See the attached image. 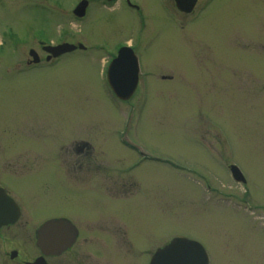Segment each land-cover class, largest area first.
<instances>
[{"label":"rangeland","instance_id":"1","mask_svg":"<svg viewBox=\"0 0 264 264\" xmlns=\"http://www.w3.org/2000/svg\"><path fill=\"white\" fill-rule=\"evenodd\" d=\"M80 1L0 0V142L15 155L9 175L27 176L11 183L25 206L1 234L0 256L19 248L28 259L52 209L103 204L91 184V191L117 190L123 201L137 194L113 209L138 228V258L180 235L200 242L210 264H264V27L254 41L230 29L245 22L252 0H214L194 22L173 0H133L137 16L126 8L107 14L99 0H86L89 14L77 18ZM39 41L85 50L28 67L30 51L43 56ZM122 44L133 45L146 75V95L124 103L108 88L104 52ZM131 105L132 139L189 171L121 146L117 134ZM232 163L244 185L232 180ZM194 169L206 174L211 192ZM72 175L86 191L68 192Z\"/></svg>","mask_w":264,"mask_h":264},{"label":"flooded vegetation","instance_id":"2","mask_svg":"<svg viewBox=\"0 0 264 264\" xmlns=\"http://www.w3.org/2000/svg\"><path fill=\"white\" fill-rule=\"evenodd\" d=\"M99 1L101 2L105 11L110 12L107 14H112V11L115 12L119 8H124V9L126 8L129 11L131 10V12L135 13L136 16L141 14L140 9L134 5L133 0H99ZM199 1L200 0H179V2L182 4H186V5L192 4L190 9L188 11L185 10V12L182 14H186L185 16L189 15V18L191 20L192 15H194L196 11H199L198 9L199 6H200L199 8L202 9L203 12V10H205L206 7L210 5L209 3H211L213 0H205L203 3L202 2L199 3ZM236 1L238 0H229V4H232L233 2ZM260 1L261 0H252L253 3H251V9L249 15L246 16L244 23L239 24L236 22V24L231 26L230 29L234 34H236L237 32L240 36H244V38L247 40L254 41L260 39L258 29L260 28L263 29L264 27L263 23H261L260 26V22L264 21L263 20L264 17H259V10L261 12L264 10V3H260ZM90 8H91V4L88 3V7L86 9L84 18H87ZM202 12H200L199 15ZM230 38H232V36ZM39 43L40 41L38 42V45L43 56L40 57L38 53H36L35 51L36 53L35 57L38 58V62L32 63V61L28 60L26 62L28 67H35L40 65L42 63L41 62L42 58L43 61L46 62L47 65H49L51 64V62H56L61 58L65 57L66 55H72L77 51H79V49H76L73 52L61 55L60 57L53 59L44 50V45ZM58 44L59 43L52 45H58ZM124 47L133 48L131 45L122 44L116 47V49H114V53H112V51L103 50L110 57L108 61H106L105 67L114 57H116V55H118L119 50ZM0 154L3 155L2 159L0 160L1 161L0 191L3 194H7L10 197H12L15 200L20 210V216L17 222H15L12 225H5L0 227V237H2L1 234L7 233L12 227H14L17 223L20 222L23 212L22 205L25 206V204L21 202V200L16 195H14V191L11 183L15 184L19 182L18 180L23 181L25 178H27V176L24 174L22 177L12 178L9 175L8 167H6L5 169V166H8L9 160L12 157H15V155L11 157L6 155V150H5V146L3 145V142H0ZM146 160L147 159H143V161ZM136 164L139 163H134L132 164V166ZM72 176H73L72 178L73 188L68 190V192L71 190L73 192L86 191V189L88 188L90 192L94 193L95 195H99L100 198L105 202L103 204H93L97 206L91 207L92 205L90 204L87 205L84 204L82 206H78L76 204H73L74 201H72V205L69 207L67 211H59L52 209L51 215L47 217L44 221L48 219H54V220H58L59 224L62 223L65 225L64 227L65 235L62 233V229L60 228V232H61L60 238L62 244L59 241V238L56 237L53 253L45 254L43 251L37 248L35 244V232L37 230L36 229L33 235L34 245H30L28 247L30 251L29 258L21 259L20 256L21 250L19 248H13L10 250V252L6 251L2 256H0L1 264H13V263L14 264H138V262L140 264H154L156 251L148 254L146 259L142 258L145 255H143L141 258L137 257L136 255L137 248L141 247L143 249V246L141 244L144 242L142 236L141 234L138 233L137 227L132 226L131 223L123 220V216L119 210L113 209L114 202L130 201L132 199H135V197H137V194L135 197L123 201L122 199L121 200L117 199V197H119L117 190L113 189L114 195L110 193L108 194V189H106L104 186L102 187L103 189L101 190L98 189L92 191H91V187H89L91 184L87 188H79L78 184H82V180L84 179L79 178L78 175H72ZM56 177L57 176H55V179ZM76 186L77 188H75ZM102 192L104 193V195H102ZM16 197L20 201L17 200ZM41 197H38L37 195L36 199H38L41 202ZM35 203L36 206H39V204L36 201ZM28 207L30 208V206ZM176 237H182L193 242H198L196 239H193L194 237L191 238V236H186V237L180 235L173 236V238ZM173 238H171V240ZM198 243L201 244L200 242ZM134 245L136 251H133ZM148 246L149 245H147L146 247ZM194 246L196 247V245ZM206 254L208 259L207 264H210L209 255L207 252ZM37 261L38 263H36ZM194 264H197V262L195 261Z\"/></svg>","mask_w":264,"mask_h":264},{"label":"water","instance_id":"3","mask_svg":"<svg viewBox=\"0 0 264 264\" xmlns=\"http://www.w3.org/2000/svg\"><path fill=\"white\" fill-rule=\"evenodd\" d=\"M86 6L87 2L81 1L73 13L78 17L83 16ZM177 7L182 9L179 0H177ZM78 47L82 48L81 45ZM75 48L76 46L73 45L62 44L53 48L49 47L46 50L53 56H58L62 53L73 51ZM30 55L34 56V53L31 52ZM34 61L37 62V60ZM108 79L115 95L122 100H127L134 91L136 84V69L132 58L125 53H120L119 57L111 63L108 69ZM18 216L19 210L16 204L0 191V226L13 224ZM64 227L65 225L59 224L58 220H50L39 228L37 231V245L45 254L53 253L55 238L61 239L60 228L65 235ZM195 261L197 264H206L204 251L185 240H174L167 247L156 253L154 264H194Z\"/></svg>","mask_w":264,"mask_h":264},{"label":"bare ground","instance_id":"4","mask_svg":"<svg viewBox=\"0 0 264 264\" xmlns=\"http://www.w3.org/2000/svg\"><path fill=\"white\" fill-rule=\"evenodd\" d=\"M213 2H214V0L211 2V4H212ZM207 7H208V6H207ZM201 14H202V13H201ZM201 14L198 16V19L200 18ZM198 19H197V20H198ZM197 20H196V21H197ZM122 127H123V126H122ZM133 131H134V128H133ZM133 133H134V132H133ZM117 137H118V134H117ZM121 146H122V145H121ZM122 147H123V146H122ZM123 148H125V147H123ZM125 149H126V148H125ZM126 150H127L128 152L130 151V150H128V149H126ZM170 169H171V168H170ZM172 170H173V169H172ZM174 170H175V169H174ZM177 171H178V170H177ZM57 224H58V223H57ZM59 241H60L61 244H62L61 239H59ZM55 242H56V241H54L53 245H55ZM169 264H170V263H169Z\"/></svg>","mask_w":264,"mask_h":264}]
</instances>
